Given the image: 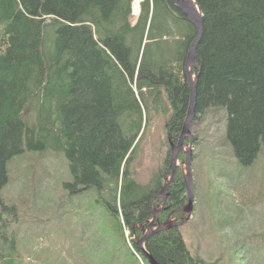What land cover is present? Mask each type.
<instances>
[{
    "label": "trees",
    "instance_id": "trees-1",
    "mask_svg": "<svg viewBox=\"0 0 264 264\" xmlns=\"http://www.w3.org/2000/svg\"><path fill=\"white\" fill-rule=\"evenodd\" d=\"M134 1L0 0V194L11 159L25 151L60 152L71 178L63 192L82 199L95 190L134 260L148 264L134 240L161 203L152 198L172 170L169 141L163 168L149 183L133 178L131 164L142 125L152 117L143 110L161 111L168 140L178 141L190 103L186 54L196 30L166 0H141L132 22ZM194 1L203 28L193 67L199 74L194 114L223 109L225 141L248 166L264 147V0ZM47 28H54L48 48ZM33 98L43 126L37 132L23 118ZM178 156L184 163L185 152ZM176 168L159 222L187 202L183 171ZM13 212L0 196V230ZM179 229L148 237L146 251L159 264H207L191 255ZM5 258L0 255V264Z\"/></svg>",
    "mask_w": 264,
    "mask_h": 264
},
{
    "label": "rangeland",
    "instance_id": "rangeland-1",
    "mask_svg": "<svg viewBox=\"0 0 264 264\" xmlns=\"http://www.w3.org/2000/svg\"><path fill=\"white\" fill-rule=\"evenodd\" d=\"M137 17L133 15L132 22ZM53 29H46V48L53 41ZM34 103L35 98L23 118L37 132L43 126L36 122ZM52 110L44 105L51 121ZM142 112L152 117L146 128L142 125L140 132L145 133L130 170L137 182L147 184L163 168L168 138L166 116L151 108ZM225 115L223 109H212L192 117L194 206L190 221L179 230L191 255L207 264H264V147L252 164L240 165L225 141ZM177 166L185 175L184 163L178 161ZM7 170L8 183L0 196L14 212L5 215L0 230V255L6 256L1 264L11 260L14 264H138L131 255L135 254L132 245L126 248L110 210L97 202L95 190L80 194L85 195L82 199L63 192L61 184L71 178L62 153L25 151L8 162ZM106 195H102L105 200ZM76 204L83 205V213ZM126 235L130 242L129 232Z\"/></svg>",
    "mask_w": 264,
    "mask_h": 264
},
{
    "label": "water",
    "instance_id": "water-1",
    "mask_svg": "<svg viewBox=\"0 0 264 264\" xmlns=\"http://www.w3.org/2000/svg\"><path fill=\"white\" fill-rule=\"evenodd\" d=\"M168 3H173L174 6H176L182 14L187 18L194 26L196 30V37L193 42H191V46L188 50V53L186 54V63H185V70H186V80L188 81L189 89H190V103L189 109L187 112L186 119L184 120V123L181 128V132L178 138V141L176 143H173L170 139L169 145H170V161L174 165V169L170 175V177H173L175 173V167L177 166L178 162V154H180L182 151L185 152V161H184V168L186 171V174L184 175V183H185V189H186V195H187V203L184 204L181 208L175 209L172 212L169 213L167 219L164 222H159L158 216L159 213L163 210H165V202L164 200L163 205L160 206L159 209L152 208L153 217L151 220L146 221V227L142 228L141 236L139 238H135L134 245H136L137 250L140 252L141 256L146 259L148 264H159L157 263L154 258L146 251L145 249V242L148 237L152 236L153 234L160 233L164 230H169L172 227H177V229L186 223H188L191 219L192 213H193V204H194V185L191 175V154L193 151V135L191 133L190 126L191 122L193 120V114H194V108H195V101H196V89H197V82L199 74L194 73L195 67V53L198 46V41H200L202 37V14L200 12L199 7L196 5L194 0H166ZM133 15V12H132ZM138 140V139H137ZM135 141V143L137 142ZM188 140V141H187ZM187 141V144L185 143ZM134 143V144H135ZM188 149V151H185ZM163 186L161 188V192H165V190L168 188V181L166 179L163 180ZM160 195H155L153 199L157 198ZM165 199V197H164ZM177 215L175 217L174 214ZM137 228H134V231H136ZM133 231V232H134Z\"/></svg>",
    "mask_w": 264,
    "mask_h": 264
},
{
    "label": "flooded vegetation",
    "instance_id": "flooded-vegetation-1",
    "mask_svg": "<svg viewBox=\"0 0 264 264\" xmlns=\"http://www.w3.org/2000/svg\"><path fill=\"white\" fill-rule=\"evenodd\" d=\"M170 163V168H172V170H171V172H170V174H169V179L167 180V177H165V179H166V181H168L167 183H168V187L172 184V180H174V177H175V175H176V171H177V166L175 167V173H174V175H173V177H170V175H171V173H172V171H173V169H174V165L172 164V162H169ZM168 190H169V188H167L166 190H165V192L163 193V192H161V189L159 190V192H157L156 193V195L158 194V195H160V196H158L157 198H155L156 200H157V202H159V201H161V203H158L157 205H155V206H161V205H163V203H164V200H166V202H165V205H167V200H168V198H169V193H168ZM164 197H165V199H164ZM155 200V201H156ZM156 202V203H157ZM187 203V202H186ZM165 205H163V206H165ZM165 208L167 209V206H165ZM177 215V213L176 214H174V216L173 217H175Z\"/></svg>",
    "mask_w": 264,
    "mask_h": 264
},
{
    "label": "bare ground",
    "instance_id": "bare-ground-1",
    "mask_svg": "<svg viewBox=\"0 0 264 264\" xmlns=\"http://www.w3.org/2000/svg\"><path fill=\"white\" fill-rule=\"evenodd\" d=\"M135 1H136V2H135ZM135 1H134L135 3L133 2L134 5L132 4L131 8H133V15H138V13H139V8H138V7H139V3H140L141 0H135ZM137 5H138V7H137ZM136 8H137V10L134 11ZM185 75H186V74H185ZM193 116H194V114H193ZM185 119H186V118H185ZM153 198H154V197H153ZM153 198H152V201L154 200ZM152 201H151V203H152Z\"/></svg>",
    "mask_w": 264,
    "mask_h": 264
}]
</instances>
